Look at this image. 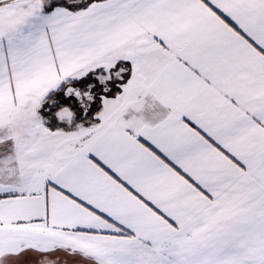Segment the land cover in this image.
<instances>
[{"label":"snow or ice","instance_id":"snow-or-ice-1","mask_svg":"<svg viewBox=\"0 0 264 264\" xmlns=\"http://www.w3.org/2000/svg\"><path fill=\"white\" fill-rule=\"evenodd\" d=\"M0 264H264V0H0Z\"/></svg>","mask_w":264,"mask_h":264}]
</instances>
